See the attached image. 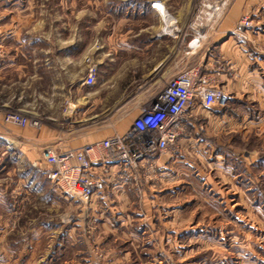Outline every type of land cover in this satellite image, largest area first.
Returning a JSON list of instances; mask_svg holds the SVG:
<instances>
[{
	"label": "rangeland",
	"instance_id": "rangeland-1",
	"mask_svg": "<svg viewBox=\"0 0 264 264\" xmlns=\"http://www.w3.org/2000/svg\"><path fill=\"white\" fill-rule=\"evenodd\" d=\"M162 1L170 10L180 11L187 17L190 40L193 34L188 26L198 0ZM142 2L144 0H0V9L10 10L13 25L23 32L20 36L31 44L48 48L47 64L39 65L40 62L34 63L31 59L18 69L0 70V75L4 76L0 80V103L7 95H14L6 112L22 111L21 101L16 100L18 96L22 99L30 91L35 96L50 85L42 78L32 81L31 89H25L23 78L25 74L49 76L55 72L54 43L78 41L85 44L88 36H100L88 34L87 27L150 24L155 21L150 14L136 21L133 17ZM232 3L233 0H229L221 16L202 29L203 37H213L211 33L224 20ZM126 11L131 17L125 20ZM244 16L247 15H240L233 24L230 35L248 57H264L262 41L261 44L254 42L256 38L250 34L252 16H248L251 25L245 34L246 42L242 44L233 35L237 21ZM113 36L118 37V33ZM5 54L6 49L0 44V57ZM43 54L42 50H35L26 53V57L43 58ZM257 61L254 64L263 78V88L264 65ZM197 63L198 59L192 58L190 68L198 69L219 86L224 75L235 77L238 70L219 57L208 65ZM48 65L50 67L45 68ZM89 66L76 64L65 67V71L85 76ZM94 68L93 89L96 98L100 96L96 99V118L101 117L97 116L100 112H104V118L110 117L119 112L121 106L131 105L137 96L148 92L156 94L164 85L142 80L140 67L135 65H109L108 60H101ZM111 73L124 76L121 80L108 81ZM242 86L245 84L240 81L239 89ZM229 96L225 106H212L216 114L223 110L227 113L228 117L223 118L225 132L214 134L216 129L211 127L206 134L207 119L194 114L183 139L196 141L187 149L181 142L176 150L170 151L168 154L178 156L173 164L165 154L151 171L138 166L136 171L118 172L119 180L129 188L124 203L132 204L139 217L167 220L172 214L178 216L181 203L187 208L185 218H190L189 225L158 226L159 236L150 241L104 239V229L97 221L87 223L83 202L61 197L55 191L57 184L37 171L43 166L41 161L24 160L16 141L14 146L6 148V143L0 139V264H264V149H258L260 140L257 137L246 141L245 121L238 126L240 132L229 130V116L241 122L246 117L248 103H252L245 96ZM71 107L74 110L75 106ZM22 112L42 120L40 113ZM118 116L124 117L120 112ZM205 139L223 154L220 161L206 154L210 147L199 144ZM250 146L258 151L254 160L248 161L242 153ZM122 202L115 199L114 204ZM172 202L176 211H171Z\"/></svg>",
	"mask_w": 264,
	"mask_h": 264
},
{
	"label": "crops",
	"instance_id": "crops-1",
	"mask_svg": "<svg viewBox=\"0 0 264 264\" xmlns=\"http://www.w3.org/2000/svg\"><path fill=\"white\" fill-rule=\"evenodd\" d=\"M153 2L163 5L168 15L167 20L164 19L158 8L152 6ZM9 14L10 10L0 9V44L6 49V54L0 57V70L5 68L18 69V67L25 66V63L31 59L34 63L40 62L39 65L42 63L47 64L48 48H41L40 45H35V43L31 44L29 40L26 41L20 36L23 32L21 33L19 26L13 25V16H9ZM146 14H150L155 21L140 25L87 27L88 34L92 32L100 34V36H88L85 44L78 41L54 43L55 72L49 76L39 73L25 74L23 78L25 89H31L30 83L42 78L46 82L48 81L50 85L44 90H39L35 96L30 91L22 99L20 96L16 99L21 101L22 111L28 114L40 113L43 115L41 116L40 126L38 128L30 126L20 128L3 121L4 124L2 122L3 116L6 110L9 109L10 99L12 100L14 95H7L6 99L0 103V139L4 140L6 148L14 146L16 141L20 146L24 160L42 161V153L47 148L60 151L67 148H76L115 133L123 134L131 126L135 114L157 95V93L151 94L152 92H148L146 95L137 96L131 105L121 106L119 112L124 117H119V112H116L110 117L104 118V112H100L97 116L101 117L96 118V99H100V96L96 98L97 93L93 89L94 85L83 84L85 76L67 74L65 67L76 64L89 66L95 65L101 60H108L109 65L122 66L128 64L139 66L142 80L165 83L176 73L190 68L193 65L192 58L198 59V65L202 63L208 65L211 61H214L215 57H219L238 69L235 77L229 78L224 75L221 78V87L232 96L239 98L245 96L252 100L250 101L252 103H248L246 117L241 119V122L234 121L232 120L233 117L229 116V124L231 125L229 130L240 132L238 126L245 121L244 127L246 130L244 134H246V141L257 137L256 139L260 140L258 149H264V87L262 88L263 82H261L263 78L254 64L255 60H259L256 63L261 62L264 65V57L260 55L259 58H256L255 55L254 57H248L242 50L241 45L237 44L230 35L233 24L240 15L252 16L253 29L250 34L256 38L254 42L261 44V40L264 45V0H233L224 20L221 21L214 33H211L213 37H201L196 51H191L186 45L189 40L188 30H186L187 17L180 11L170 10L162 0H144L138 6V10L134 11L133 17L136 21ZM124 15L125 20L131 17L128 11ZM115 33H118V37L113 36ZM35 50H42L44 57H26V53ZM196 54L198 57H196ZM49 67V65L45 66V68ZM203 71L204 69L201 72ZM123 76L124 74L111 73L108 76V81L121 80ZM3 78L4 76L0 75L1 81ZM240 81L245 84V87L242 86L241 89H239ZM67 82L69 84H63ZM36 105H38L39 110L35 108ZM69 106H75L73 107L74 110ZM200 107L202 106H194L192 114L205 116L207 119V124H205L206 134L211 127L216 129L214 134L226 131L223 118H227L228 115L224 110L216 114L212 109L213 107ZM72 114L74 115L72 116ZM195 141L193 138L183 139L184 149L193 145ZM199 144L210 147L206 154L213 155L214 160L220 161L223 158V154L216 149L214 150V143L209 140L205 139L202 143L199 141ZM257 151L254 146H250L244 149L242 155L248 161L254 160L253 156ZM166 156L170 158L171 164L178 158L173 154ZM248 168L249 166H247V170ZM37 171L43 178H46L38 168ZM111 176L113 180L105 191L99 196H93L88 201L83 202L87 211V223L97 221L98 225H101L104 229V239L109 237L108 241L117 238L131 242L150 241L159 236L158 226L189 225L190 218H185L187 208L184 206V202L180 204L181 207L178 210V216L181 215V217L174 216V214L167 220L158 217L154 219L139 217L137 210L132 208V204L124 203L128 199L126 195L129 188L125 187L119 180L116 168L111 169L110 178ZM55 191L61 197L68 198L66 194L62 195L63 192L58 186ZM115 199L123 200V202L114 204ZM170 206H172L171 211H176L174 202ZM141 227L143 228L140 229Z\"/></svg>",
	"mask_w": 264,
	"mask_h": 264
},
{
	"label": "built area",
	"instance_id": "built-area-1",
	"mask_svg": "<svg viewBox=\"0 0 264 264\" xmlns=\"http://www.w3.org/2000/svg\"><path fill=\"white\" fill-rule=\"evenodd\" d=\"M228 2L198 0L188 26L193 34L187 42L189 49L199 45L204 36L202 29L221 16ZM152 6L157 8L154 2ZM250 25L251 20L244 16L232 31L242 44L246 42L245 34ZM94 82L95 68L90 65L83 84L91 86ZM229 98L221 86L198 69H183L166 81L151 102L140 109L125 133H115L76 148L60 151L47 148L42 153L43 166L38 169L68 197L88 201L99 196L112 182V168L119 173L136 171L138 166L151 171L160 157L176 150L187 132L192 109L197 103L205 108L225 106ZM3 119L18 127L38 128L41 124L39 118L25 115L20 110L6 112Z\"/></svg>",
	"mask_w": 264,
	"mask_h": 264
},
{
	"label": "bare ground",
	"instance_id": "bare-ground-1",
	"mask_svg": "<svg viewBox=\"0 0 264 264\" xmlns=\"http://www.w3.org/2000/svg\"><path fill=\"white\" fill-rule=\"evenodd\" d=\"M156 7L160 10V12H162L164 19L167 20L168 16L164 10L163 5L161 3H156Z\"/></svg>",
	"mask_w": 264,
	"mask_h": 264
}]
</instances>
